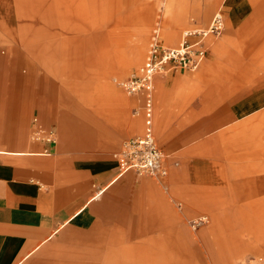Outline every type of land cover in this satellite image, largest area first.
I'll return each instance as SVG.
<instances>
[{"label": "rangeland", "instance_id": "obj_1", "mask_svg": "<svg viewBox=\"0 0 264 264\" xmlns=\"http://www.w3.org/2000/svg\"><path fill=\"white\" fill-rule=\"evenodd\" d=\"M206 3L207 0H0V57L6 65L20 61L18 72L22 76L28 75L24 65L31 63L38 69L31 80L34 88L41 91L35 94L39 97L36 99L50 102L47 110L56 123V134L51 139L57 142L61 154L76 159L113 161L125 141L142 136L147 130L143 118L145 98L153 103L150 132L157 145L163 147L153 129L157 108L154 89L128 95L123 83L143 64L154 34L162 46L160 32L172 17L182 11L187 19L182 26L169 24L178 40L168 48H178L184 40L197 41V34L208 28L218 12L223 14L224 26L221 34L205 40L209 49L223 38L230 10H235L238 22H251L245 31H255L259 42L251 54L246 55L240 34L234 37L232 33L212 74L200 73L212 59L208 52L196 70L172 68L152 77L153 87L156 77H182L178 84L185 95L192 90L191 85H202L208 86L210 96L223 95L225 101L242 96L239 90L247 92L242 100L263 99L255 114L231 123L224 151L217 154L213 149L210 178L199 180L198 189L193 190L199 205L188 208L180 199L174 200L169 175L164 179L147 175L136 178L147 181L150 189L139 192L137 186L130 193L135 208L129 229L136 232L137 226L143 225L139 232L146 236L139 240L130 237L129 244H156V260L147 264H264V204L236 202L235 189L239 181L255 179L256 173L245 168L253 157L254 138L257 149L264 148V0H216L204 16ZM184 32L195 35L185 37ZM126 60L135 61L128 71L122 68ZM220 82L217 92L214 87ZM117 96L131 100L130 106L122 110ZM127 120L138 122V130L127 131ZM32 138L47 137L39 130L33 131ZM232 141H245L246 145L227 149ZM168 160L166 157L167 170ZM260 176L264 177L263 173ZM154 199L161 204L154 205ZM141 215L147 219L138 222L136 217ZM161 255L165 257L162 262ZM109 256L110 253H98L96 264H109Z\"/></svg>", "mask_w": 264, "mask_h": 264}, {"label": "crops", "instance_id": "obj_2", "mask_svg": "<svg viewBox=\"0 0 264 264\" xmlns=\"http://www.w3.org/2000/svg\"><path fill=\"white\" fill-rule=\"evenodd\" d=\"M215 2L207 0L204 16ZM235 13L230 10L220 41L212 43L210 49L205 42L212 59L204 64L200 73H213L232 33L234 37L240 34L246 55L259 43L255 31H245L251 22H238ZM186 19L180 11L169 24L182 26ZM168 26L160 32L163 48L178 40L171 26L170 32H166ZM134 62L126 60L122 66L124 71L130 70ZM11 65H6L0 57V264H81L83 260L96 264L98 253H110L109 264L154 262L157 252L154 242L129 244L130 237L139 240L138 237L146 236L145 232H139L143 225L137 226L136 232H130L135 208L130 202V193L137 186L139 192L148 191V182L136 180L139 176L131 172L118 176L114 157L111 161L76 159L61 154L57 142L51 139L56 134V123L47 110L50 102L36 99L39 97L35 94L41 91L32 85L31 78L38 69L31 63L23 64L28 75L22 76L18 72L21 62ZM180 78L174 74L169 79H154L152 88L157 108L153 129L163 146L158 147L163 153H170L164 155L169 158L168 175L174 200L180 199L189 208L199 205L193 191L198 189L196 184L210 178L209 157L214 155L213 149L216 148V153L224 151L231 123L255 114L262 107L258 104L263 98L242 100L247 92L239 90L242 96L225 101L223 95L210 96L208 86L202 85H191L192 90L185 95L178 84ZM221 86L222 82L214 88L219 92ZM39 87L43 88L44 83L40 82ZM116 100L122 110L131 104V100L120 96ZM152 115L147 125L143 112L146 131L150 130ZM125 124L129 132L139 128L136 121L127 120ZM39 130L46 133L48 139L34 140L32 133ZM254 139L257 142V138ZM256 142L253 157L245 164L256 176L236 184V202L249 200L262 205L264 177L260 173L264 176V148L257 149ZM244 145L245 141H232L226 147L235 149ZM155 201L154 205L161 204ZM136 218L138 222L141 218L147 219L144 215ZM152 218L162 220L160 216ZM162 255L159 256L161 262L165 260Z\"/></svg>", "mask_w": 264, "mask_h": 264}, {"label": "built area", "instance_id": "obj_3", "mask_svg": "<svg viewBox=\"0 0 264 264\" xmlns=\"http://www.w3.org/2000/svg\"><path fill=\"white\" fill-rule=\"evenodd\" d=\"M222 29V16L216 13L208 28L197 34V41L184 40L178 48H163L158 41L157 34H154L143 64L133 76L123 83L126 93L133 95L150 92L153 89L152 77L168 69L196 70L207 55L205 40L210 36H218ZM194 35L195 33L187 32L184 36ZM143 108L147 125H150L152 114L150 98L144 99ZM113 157L117 162L118 176L133 172L138 176L147 175L164 179L168 175L166 156L158 147L150 130L142 136L125 141Z\"/></svg>", "mask_w": 264, "mask_h": 264}, {"label": "bare ground", "instance_id": "obj_4", "mask_svg": "<svg viewBox=\"0 0 264 264\" xmlns=\"http://www.w3.org/2000/svg\"><path fill=\"white\" fill-rule=\"evenodd\" d=\"M182 23V22H181ZM134 62V61H133Z\"/></svg>", "mask_w": 264, "mask_h": 264}]
</instances>
